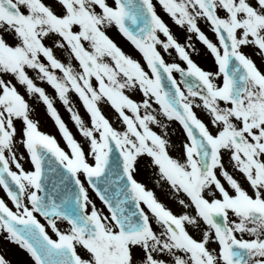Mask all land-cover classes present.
I'll use <instances>...</instances> for the list:
<instances>
[{"label":"snow or ice","instance_id":"snow-or-ice-1","mask_svg":"<svg viewBox=\"0 0 264 264\" xmlns=\"http://www.w3.org/2000/svg\"><path fill=\"white\" fill-rule=\"evenodd\" d=\"M0 188L31 264H264V0H0Z\"/></svg>","mask_w":264,"mask_h":264},{"label":"rangeland","instance_id":"rangeland-1","mask_svg":"<svg viewBox=\"0 0 264 264\" xmlns=\"http://www.w3.org/2000/svg\"><path fill=\"white\" fill-rule=\"evenodd\" d=\"M121 42L125 44V47L127 46L126 42L123 41V38H121ZM57 106L59 107L60 112H61L63 118L65 119V121L67 122L70 130L73 132V134L75 135V137L78 140L82 141L83 138L80 136L79 132L77 131V128L74 125L73 121L69 118V113L59 103L57 104ZM80 111H81V113H83L84 109L81 107ZM37 118L40 120L41 129L44 130L45 132L49 133V134L54 135L58 139V141L61 143V146H65V142L62 139L61 134L58 131L57 126L55 125L54 121L46 115L43 106L40 107L39 112L37 114ZM110 118H111V116H110ZM92 195H93V198L96 200L98 207L102 206L99 199L97 197H95V194L92 193ZM0 197H3L7 200L6 193L2 188H0ZM9 203H10V201H9ZM10 206H11V204H10ZM105 211H106V209H105ZM37 215H38V218L41 220L42 223H46V221H44L43 217H40L39 214H37ZM0 252L5 253L6 257L12 261V264H31L27 254L24 253L22 250H20L19 247L16 245L0 243Z\"/></svg>","mask_w":264,"mask_h":264},{"label":"flooded vegetation","instance_id":"flooded-vegetation-1","mask_svg":"<svg viewBox=\"0 0 264 264\" xmlns=\"http://www.w3.org/2000/svg\"><path fill=\"white\" fill-rule=\"evenodd\" d=\"M158 11H159V9H158ZM160 14L167 21V23L172 27L173 32L176 35H178L181 40H183L184 37H183V33L181 32V30L179 28H177V26L173 23V21L164 12L161 11ZM202 27H204V26L202 25ZM204 30L206 32L208 31L207 28H205ZM209 34L211 35V33H209ZM203 47L204 46L202 44L199 45V49L201 50V54L200 55H197V54L193 53V59L196 60L206 70L207 69H211V68L214 67L213 61H212V59L210 57H208V56H206V55L203 54ZM125 48L128 51H131L132 50V46L130 44H127V46ZM166 59H168V57H166Z\"/></svg>","mask_w":264,"mask_h":264}]
</instances>
